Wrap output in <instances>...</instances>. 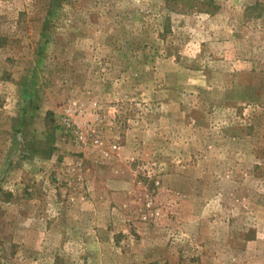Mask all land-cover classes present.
Segmentation results:
<instances>
[{"label": "rangeland", "instance_id": "obj_1", "mask_svg": "<svg viewBox=\"0 0 264 264\" xmlns=\"http://www.w3.org/2000/svg\"><path fill=\"white\" fill-rule=\"evenodd\" d=\"M0 264H264V0H0Z\"/></svg>", "mask_w": 264, "mask_h": 264}]
</instances>
